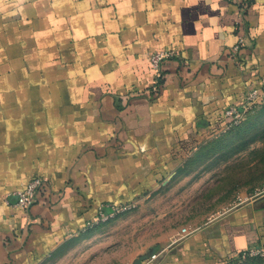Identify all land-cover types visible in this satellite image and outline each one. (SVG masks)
<instances>
[{"label": "crops", "instance_id": "1", "mask_svg": "<svg viewBox=\"0 0 264 264\" xmlns=\"http://www.w3.org/2000/svg\"><path fill=\"white\" fill-rule=\"evenodd\" d=\"M237 18L229 0H0V264L56 261L101 207L168 201L154 192L261 87L264 0ZM154 49L176 54L155 88ZM37 177L28 212L10 206ZM231 202L149 264H261L239 256L264 248V190Z\"/></svg>", "mask_w": 264, "mask_h": 264}, {"label": "rangeland", "instance_id": "2", "mask_svg": "<svg viewBox=\"0 0 264 264\" xmlns=\"http://www.w3.org/2000/svg\"><path fill=\"white\" fill-rule=\"evenodd\" d=\"M264 94V92H263ZM210 139L177 178L154 192L167 202L144 200L67 241L50 264H135L192 221L203 223L242 194L264 190V95L238 125ZM181 196L179 202L175 197ZM182 196H185L183 199ZM233 199V200H232ZM186 208V209H184ZM194 222V223H195Z\"/></svg>", "mask_w": 264, "mask_h": 264}, {"label": "built area", "instance_id": "3", "mask_svg": "<svg viewBox=\"0 0 264 264\" xmlns=\"http://www.w3.org/2000/svg\"><path fill=\"white\" fill-rule=\"evenodd\" d=\"M235 7V10L238 12V18L236 22V26L240 27L243 25L244 16L250 5L251 0H229ZM239 44L236 45L233 49L234 52H237L240 44L242 43V39H239ZM176 56L173 50L167 49H154L149 54V66L152 72L153 77V87L159 86L160 81L163 79V63L171 58ZM264 92V77L262 79V84L260 88H252L248 90L244 96L243 102L239 106H230L227 107L222 114L223 122H225L227 126L238 125L242 122L243 117L246 112L257 102V100L263 97ZM44 180L42 178H32L30 179L23 189L16 191L13 193L15 197L14 202L10 204V206L19 209L23 212H28L30 207L33 205L37 193L40 191ZM121 207H116L113 205H109L106 207H101L98 209L97 215L92 220L88 221L86 227L98 225L105 221H108L115 217V215L119 212ZM186 230H182L185 233ZM187 234V233H186ZM157 258L156 254H152L147 257L145 260L140 262L139 264H149ZM240 260L244 259H257L261 261V264H264V248L262 247H254L244 251L239 256Z\"/></svg>", "mask_w": 264, "mask_h": 264}, {"label": "trees", "instance_id": "4", "mask_svg": "<svg viewBox=\"0 0 264 264\" xmlns=\"http://www.w3.org/2000/svg\"><path fill=\"white\" fill-rule=\"evenodd\" d=\"M151 255V253L149 254V256ZM148 257V256H147Z\"/></svg>", "mask_w": 264, "mask_h": 264}]
</instances>
